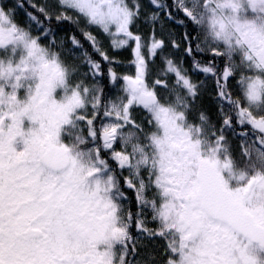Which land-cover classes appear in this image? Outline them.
Instances as JSON below:
<instances>
[{"label":"snow or ice","instance_id":"6c2138e0","mask_svg":"<svg viewBox=\"0 0 264 264\" xmlns=\"http://www.w3.org/2000/svg\"><path fill=\"white\" fill-rule=\"evenodd\" d=\"M0 264H264V0H0Z\"/></svg>","mask_w":264,"mask_h":264},{"label":"trees","instance_id":"16d2710c","mask_svg":"<svg viewBox=\"0 0 264 264\" xmlns=\"http://www.w3.org/2000/svg\"><path fill=\"white\" fill-rule=\"evenodd\" d=\"M85 46L87 47V44H86ZM127 55H128V53H126V52L123 53V56H124V57H127Z\"/></svg>","mask_w":264,"mask_h":264}]
</instances>
